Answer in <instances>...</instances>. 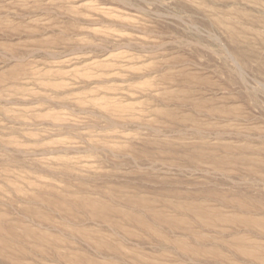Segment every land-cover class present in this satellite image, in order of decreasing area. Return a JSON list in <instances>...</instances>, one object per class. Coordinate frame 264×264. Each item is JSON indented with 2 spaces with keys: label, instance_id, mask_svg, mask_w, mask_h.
Masks as SVG:
<instances>
[{
  "label": "rangeland",
  "instance_id": "374dc122",
  "mask_svg": "<svg viewBox=\"0 0 264 264\" xmlns=\"http://www.w3.org/2000/svg\"><path fill=\"white\" fill-rule=\"evenodd\" d=\"M263 1L0 0V213L20 235L8 234L0 264H70L35 249L45 232L60 238L43 248L82 264H264ZM175 189L239 220L203 224L164 204ZM42 194L99 199L125 230ZM130 196L185 222L174 233ZM133 213L188 244L166 246Z\"/></svg>",
  "mask_w": 264,
  "mask_h": 264
},
{
  "label": "bare ground",
  "instance_id": "6f19581e",
  "mask_svg": "<svg viewBox=\"0 0 264 264\" xmlns=\"http://www.w3.org/2000/svg\"><path fill=\"white\" fill-rule=\"evenodd\" d=\"M264 2V1H263ZM238 15V14H237ZM244 16V14H243ZM241 16V17H243ZM229 18V17H228ZM259 22L257 23H262V21L260 19H258ZM218 21V20H217ZM264 23V22H263ZM218 26L222 28V30L224 32H226L227 34L231 35V36H234L236 35L237 36V33L239 32V30L237 29V24L235 25V23H232V22H229L228 20H223V19H219L218 21ZM243 31H245V28H243ZM238 65V64H237ZM239 66V65H238ZM195 107H197L198 109H200L202 106H203V102L200 103L198 101L195 102L194 104ZM209 112H213L215 109L214 108H208ZM3 148V147H2ZM187 156V155H186ZM231 157V156H230ZM189 159V158H188ZM195 159V158H193ZM230 160V159H229ZM53 189V188H52ZM36 190V188H35ZM41 190V189H40ZM47 191V190H46ZM51 191V190H50ZM54 191V190H53ZM52 191V192H53ZM85 191V190H84ZM172 191V193H171ZM169 191L172 195V197L175 198V200H165L164 204L166 206H169V207H172L174 208L175 210L177 211H181V212H187V213H193L194 217L197 218L198 220H200V222H202L203 224H209V225H214L216 226L218 224V222L216 221L219 217L220 219H223V220H226V221H230L233 223V221L235 220H239V218H236L234 216H228V217H225V218H222V216L220 215L221 213L217 210V209H213L211 208L210 206H207L205 205L204 203L202 202H198L196 201L195 198L199 197L198 194L196 193H186V192H183V191H180L179 189H175V190H171ZM204 191V190H203ZM205 192V191H204ZM56 193V192H55ZM57 194V193H56ZM61 194V193H59ZM63 194V193H62ZM65 194V193H64ZM184 195V196H183ZM35 195H33L34 197ZM40 196V195H38ZM41 197V196H40ZM42 197L41 199H45L44 201L46 203H48L49 205H52L53 207H63V205H65L64 202H66V200H63L61 197H58L57 200L54 199H51L48 198V197H44V195L42 194ZM63 197V196H62ZM181 197H185L186 201H181L182 199H180ZM214 197V196H213ZM35 198L39 199V197H37V195L35 196ZM65 198V196H64ZM34 199V198H32ZM35 199V200H36ZM37 199V200H38ZM101 199V198H100ZM219 199H220V202L222 204L224 203H234L235 205L237 204V200L235 199H232L231 201H228L226 200L225 198H223L222 196H219ZM121 200V198H120ZM124 202L126 205H128L129 207H134L135 204H138V205H141L143 207H145L147 210L146 211H153L154 212V217L156 218L157 221H159L160 223H164V224H169L170 225V228L172 229V231L175 233L176 231H174L175 229H177L179 227V225L183 222H185L184 220H179V219H176V218H170L167 214L165 213H162L161 211H154L153 209V206H151V204H153L155 202L149 200V199H146V198H136L135 196H130V197H125L123 198ZM34 201V200H33ZM106 202H108L106 200ZM112 202V201H111ZM69 203V206L65 205L67 208L66 210L69 212V211H72L74 210L75 208H84L85 209H88L91 211V215H97L99 219H102L103 221L106 220V221H109V225L111 226V228L113 230H117V229H122V230H125L124 229V226L122 225L121 222L119 221H112V220H108L110 218H108L107 216H105L103 212V210H107L108 208H110L108 206V204L100 201L99 199L98 200H95V199H92L91 197L87 196L85 198L83 197H79V198H75V199H72V201H68ZM113 204V203H112ZM114 205V204H113ZM240 206H242V204H239ZM61 207V208H62ZM100 207V208H99ZM243 207V206H242ZM245 209H249L248 205H245L244 206ZM55 208V209H56ZM64 208V207H63ZM117 208V207H116ZM262 208V206H259L258 210H260ZM99 209H101L102 214H99L98 211H100ZM127 209V208H125ZM110 210H113V211H117V212H122L120 209H114V208H111ZM250 210V209H249ZM66 211V212H67ZM87 211V210H86ZM107 212V211H106ZM109 212V211H108ZM126 212V211H124ZM219 212V213H218ZM38 213V212H37ZM72 213V212H71ZM85 213V212H84ZM112 213V212H111ZM5 214V213H4ZM39 214V213H38ZM127 215L130 216V214L128 212H126ZM35 215H37L35 213ZM113 215V214H112ZM60 216V215H59ZM91 216V217H92ZM109 216V215H108ZM117 216V215H116ZM219 216V217H218ZM88 217V216H87ZM114 217V216H113ZM126 217V216H125ZM37 218V217H36ZM41 218V217H40ZM47 218V217H46ZM90 218V216H89ZM254 217L252 216H249V215H244L243 218H240V222L245 224L246 226H249V227H252L256 224V219H253ZM6 219V218H5ZM33 219V218H32ZM48 219V218H47ZM45 219V220H47ZM131 219L134 220L135 222L139 223L143 229L145 230H149V231H152L155 235H157L158 239H160V242L161 243H164L166 246H174V247H182L185 245V244H188V242H186L185 240H183V238L181 237H173V238H170L169 236H165V234H162L159 229L153 224V222L147 220V219H143L142 217L140 216H136L134 213L131 215ZM43 220V219H42ZM44 220V221H45ZM8 221V220H7ZM91 221V220H90ZM187 221V220H186ZM43 222V221H42ZM50 222V220H49ZM93 222V221H92ZM96 222V221H95ZM19 223V222H18ZM22 223V222H21ZM20 223V224H21ZM46 224V222H45ZM242 224V225H243ZM185 225V224H184ZM31 226V225H30ZM48 226V225H47ZM19 226L17 225H8L5 220H4V217H3V214L0 213V247L2 249L6 248L7 246H9L7 243V239H8V234H10L12 236L13 239H19ZM109 228V227H108ZM255 228V226H254ZM25 232L27 234H30L32 235V233L34 234V231L32 230V228H25L24 229ZM49 230V228H48ZM79 230V229H78ZM111 230V229H110ZM36 231V230H35ZM46 231V230H45ZM50 231V230H49ZM77 231V230H75ZM263 231V230H262ZM77 232H80L82 233L83 235H85V230H80V231H77ZM24 233V232H23ZM43 233V232H42ZM51 233V232H50ZM128 234H131V232H127ZM195 233V232H194ZM21 234V233H20ZM52 234V233H51ZM51 234H49L48 232H45L43 234H40V233H35L34 234V239H35V249L37 251H41L43 252L46 256H49L50 259H55V260H62V261H65V262H68L70 264H82V262H79V260L75 259L76 256H80V254H73V252H63L61 250V247H60V244H56L54 246H48V248H43V246H47L46 242H49V241H52L50 240L52 237L53 239H57V237H54V235L50 236ZM23 235V234H22ZM132 235V234H131ZM242 236V235H241ZM195 237H200L199 234H196L195 233ZM10 238V237H9ZM60 238V237H59ZM11 240V239H10ZM9 240V241H10ZM20 240V239H19ZM23 240V239H21ZM245 240V239H243ZM247 240V239H246ZM96 241V244L100 245L106 249H111V251L115 252V254H117L118 252H120V249L122 248L120 245H116V246H111V247H108L110 245H107V243H104L103 239L101 240H95ZM93 241V242H95ZM242 241V240H241ZM89 242V241H88ZM87 242V243H88ZM251 242V241H250ZM18 243V242H17ZM236 243V239H234L232 241V244H235ZM19 244V243H18ZM21 244V243H20ZM51 244V243H50ZM55 244V243H54ZM68 244V243H67ZM67 244L63 246L64 249L67 248ZM170 244V245H168ZM239 244V243H238ZM241 244V243H240ZM7 245V246H6ZM52 245V244H51ZM70 245V244H69ZM74 245V244H73ZM187 246V245H186ZM246 247V246H245ZM253 248V246H252ZM16 250V249H15ZM20 250V249H19ZM14 251V250H13ZM190 251V250H189ZM237 253L243 255V256H246V257H256L255 254L252 253V251H250L249 249L247 248H238V250H236ZM19 252V251H18ZM202 252V251H201ZM204 252V251H203ZM218 252V251H217ZM3 253V252H2ZM7 253H8V250H7ZM23 252H21L22 254ZM29 252L27 251V254ZM15 254V252H14ZM13 254V255H14ZM195 254V253H194ZM6 255V254H5ZM8 255V254H7ZM25 255V253L23 254ZM3 256V255H2ZM22 256V255H21ZM41 256V255H40ZM115 256V255H114ZM117 256V255H116ZM30 257V256H29ZM261 258V257H260ZM12 260L15 261V263H19L21 264L22 261L20 262V259L18 256H14L12 257ZM91 261V260H90ZM91 264H95V262H92L91 261Z\"/></svg>",
  "mask_w": 264,
  "mask_h": 264
}]
</instances>
